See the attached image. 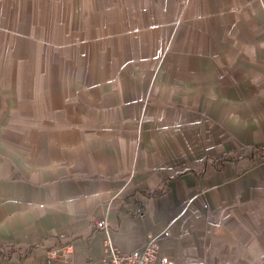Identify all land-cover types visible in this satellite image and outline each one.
<instances>
[{"label": "crops", "instance_id": "1", "mask_svg": "<svg viewBox=\"0 0 264 264\" xmlns=\"http://www.w3.org/2000/svg\"><path fill=\"white\" fill-rule=\"evenodd\" d=\"M101 218L264 264V0H0V264L100 260Z\"/></svg>", "mask_w": 264, "mask_h": 264}, {"label": "built area", "instance_id": "2", "mask_svg": "<svg viewBox=\"0 0 264 264\" xmlns=\"http://www.w3.org/2000/svg\"><path fill=\"white\" fill-rule=\"evenodd\" d=\"M96 225L102 228L106 235L103 239L104 255L100 260H87L76 264H172L161 254L160 247L155 237L149 238L140 248L121 252L108 234V222L105 218L96 221ZM67 248H65L66 250ZM55 251L50 255L54 256Z\"/></svg>", "mask_w": 264, "mask_h": 264}, {"label": "rangeland", "instance_id": "3", "mask_svg": "<svg viewBox=\"0 0 264 264\" xmlns=\"http://www.w3.org/2000/svg\"><path fill=\"white\" fill-rule=\"evenodd\" d=\"M6 250V249H5Z\"/></svg>", "mask_w": 264, "mask_h": 264}]
</instances>
